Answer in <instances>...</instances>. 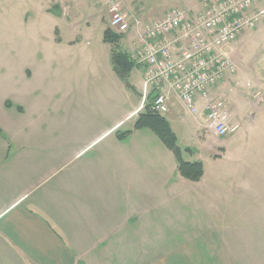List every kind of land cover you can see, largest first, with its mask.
<instances>
[{
	"label": "crops",
	"instance_id": "obj_1",
	"mask_svg": "<svg viewBox=\"0 0 264 264\" xmlns=\"http://www.w3.org/2000/svg\"><path fill=\"white\" fill-rule=\"evenodd\" d=\"M174 1L190 11L189 0ZM133 5L126 3L125 12L137 17L148 13L152 20L177 4H157L148 12L144 5ZM262 10L264 3L253 7L255 13ZM67 28L65 23L60 28L57 45L83 42L82 35L67 42ZM250 35L245 31L232 44V55ZM134 77L135 83H128L137 90L143 72ZM259 78L263 97L255 105L253 142L239 134L219 140L224 150L219 156L211 151L202 158L196 150L200 159L183 158L203 163L199 181L181 175L175 153L161 139L165 148H125L128 136L135 140L146 129H135L141 102L78 147L56 152L49 148L54 135L34 136L32 146L43 141L46 147L15 155L16 160L29 157L28 166L22 160L4 165L10 154L2 152L0 264H264L263 72ZM179 105L183 108L172 95L164 115L170 125L178 118ZM234 110L245 120L237 107ZM195 118L206 129L204 115ZM128 122L131 133L120 139L115 132ZM186 150L197 156L191 147ZM59 157L64 158L60 167L55 165ZM212 158L222 163L210 173Z\"/></svg>",
	"mask_w": 264,
	"mask_h": 264
},
{
	"label": "rangeland",
	"instance_id": "obj_2",
	"mask_svg": "<svg viewBox=\"0 0 264 264\" xmlns=\"http://www.w3.org/2000/svg\"><path fill=\"white\" fill-rule=\"evenodd\" d=\"M114 1L0 0V156L5 150L10 154L4 165H15L22 160V165L28 166L29 157L16 160L15 155L30 152L34 147H46L43 141L32 146L34 136L54 135L55 142H50L49 148L56 152L78 147L83 140L110 128L142 101V87L129 88L113 71V51L128 54L131 40L123 34L118 44L104 41L105 30L110 27L109 6ZM120 1L124 9L126 3H133V6L144 5L148 12L157 4L175 3L189 11L174 0ZM189 2L191 14L203 11L204 0ZM257 3L262 5L264 0ZM134 17L150 20L148 13ZM64 23L68 26L65 30L67 42H75L81 35L83 42L73 47L57 45L55 40L61 39L60 28ZM262 24L264 11L260 13L257 27L247 30L251 32L250 37L244 39L233 55L237 71L226 79L219 91L228 98L233 110L236 107L240 110L246 121L236 114L241 128L234 134L218 138L201 128L195 116L186 114L179 105L178 118L172 119L171 125L178 135L185 160L200 159L210 155L211 151L214 156L221 155L224 150L219 140L227 137L243 134L253 142L255 93L260 91L263 97L258 86L260 74L264 73ZM258 27L261 29L256 34L254 30ZM133 72L142 73L143 67L136 66ZM135 73L128 78L130 83H135ZM7 102L12 106L8 107ZM199 121L203 126L204 120L200 118ZM131 128V122H128L121 127V132L115 133L120 136ZM129 137L125 141L128 149L166 147L151 129L142 130L135 140ZM68 138L71 139L68 141ZM110 140L111 137L107 138L101 145ZM38 143L45 146H37ZM187 147L194 149L197 156L186 150ZM196 150H200L201 157ZM63 163V157L55 161L59 167ZM221 163L210 159L209 172Z\"/></svg>",
	"mask_w": 264,
	"mask_h": 264
},
{
	"label": "built area",
	"instance_id": "obj_3",
	"mask_svg": "<svg viewBox=\"0 0 264 264\" xmlns=\"http://www.w3.org/2000/svg\"><path fill=\"white\" fill-rule=\"evenodd\" d=\"M259 0H204L202 12L172 6L162 17L140 19L124 11L121 1L109 6L110 28L132 40L131 56L143 67L141 109L165 115L172 95L186 114H203L213 135L227 136L241 128L228 98L218 87L237 71L232 44L256 27ZM256 103L262 99L255 93Z\"/></svg>",
	"mask_w": 264,
	"mask_h": 264
},
{
	"label": "trees",
	"instance_id": "obj_4",
	"mask_svg": "<svg viewBox=\"0 0 264 264\" xmlns=\"http://www.w3.org/2000/svg\"><path fill=\"white\" fill-rule=\"evenodd\" d=\"M123 37V35L113 32L110 28L106 29L104 33V41L112 45L120 43ZM112 61L117 75L126 82L129 88H131L132 86L128 83V77L136 67V64L130 54L113 51ZM7 106L11 107V102H7ZM143 128H149L155 132L163 143L175 153L179 163V171L183 177L193 181H199L203 177V163L201 161L189 162L183 159V150L178 144V137L164 116L155 114L149 108H146L145 111L139 115L135 124V129ZM0 132L2 133L1 129ZM130 133L131 131H126L122 133L119 138L124 139Z\"/></svg>",
	"mask_w": 264,
	"mask_h": 264
}]
</instances>
